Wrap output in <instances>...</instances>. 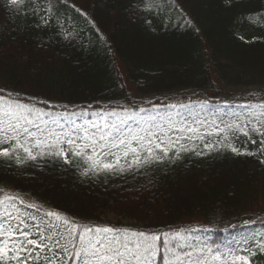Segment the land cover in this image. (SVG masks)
I'll list each match as a JSON object with an SVG mask.
<instances>
[{
	"label": "trees",
	"instance_id": "1",
	"mask_svg": "<svg viewBox=\"0 0 264 264\" xmlns=\"http://www.w3.org/2000/svg\"><path fill=\"white\" fill-rule=\"evenodd\" d=\"M9 94L39 110L38 119L30 114L39 128L28 127L40 140L64 142L68 162L0 157V199L112 228L110 236L160 235L184 252L203 250L208 264L237 255L264 264V136L228 133L225 143L252 155L221 144L229 125L264 128V101L245 104L264 100V0H25L19 9L0 0V96ZM174 99L208 106L189 111ZM225 103L238 108L225 112ZM74 118L84 124L81 133L70 124ZM92 139L113 153L103 162L122 157L126 170L92 171L66 143L75 148ZM156 145L168 149L167 157ZM129 146L137 152L125 157ZM148 148L163 159L129 169ZM10 201L4 207L18 223L23 216ZM50 222L65 231L62 221ZM250 229L254 243L243 249ZM160 243L152 264H164Z\"/></svg>",
	"mask_w": 264,
	"mask_h": 264
},
{
	"label": "snow or ice",
	"instance_id": "2",
	"mask_svg": "<svg viewBox=\"0 0 264 264\" xmlns=\"http://www.w3.org/2000/svg\"><path fill=\"white\" fill-rule=\"evenodd\" d=\"M25 0H9L10 6L19 9L23 6ZM264 109V105L259 106ZM30 114L39 118V110L30 107L18 101L11 100V94L6 99L0 96V144H8V148L0 149V157L15 159L20 164L25 160H36L37 156H63L67 163L66 150L60 147L62 142L58 137L49 142L40 140L36 133L32 132L28 125H34L39 128L35 120L30 118ZM114 114V113H113ZM264 123V122H261ZM42 131V130H41ZM225 133L221 144L238 155L253 153H244L230 142L228 133L238 136L243 134L249 136L251 133H259L264 136V128L253 125L250 129L240 127L239 125H229L227 130L221 129ZM88 140V137H85ZM104 140V137H100ZM73 156L84 157L85 162L89 163L92 171H117L124 172L126 169L121 165L122 157H117L114 162H103L102 157L105 155H113V153L105 152L106 145L97 144L95 139L89 143L76 145L73 148L72 140L66 141ZM264 143V141H262ZM124 144H114V147H120ZM212 148L211 144L206 145ZM91 148V155L85 156V149ZM156 148L163 152V156L167 157L168 149ZM33 149H40L39 152H33ZM44 149H48L47 152ZM148 156L143 160L136 154L134 159L128 165V168L135 166L141 167L150 164L153 161L161 160L163 157L157 156L151 148L145 149ZM136 153L137 150L130 146L124 152L126 157L128 153ZM188 151V149H182ZM264 151V150H262ZM20 152L25 155L21 157ZM198 155L200 153H197ZM179 153H177V157ZM87 174V173H84ZM15 197L5 196L0 199V264H68L69 260H73L74 264H152L153 258L158 254V245L165 249L164 264H208L207 256L203 254V250L199 256L192 252H184L182 246L175 243L170 244L168 239L156 234H146L145 232H125L122 235H111L114 233L112 228H90L87 226L77 225L75 222L69 221L65 217L55 212H48V217H54L56 221H62L65 231H59V226L47 223V228L51 229L45 234L46 229L40 224H32L36 229L33 233L28 230L29 225L24 220H18L13 224L9 218L14 217L13 212H9L5 207L6 201L14 200ZM21 203L23 201L21 200ZM32 207V205H27ZM167 237L168 234H163ZM181 233H176L173 239L179 238ZM264 247V246H261ZM173 249H176L175 251ZM211 249L208 252L211 253ZM213 260L221 261L222 255H213ZM249 264L248 258L244 256H233L231 261L222 260V264Z\"/></svg>",
	"mask_w": 264,
	"mask_h": 264
},
{
	"label": "rangeland",
	"instance_id": "3",
	"mask_svg": "<svg viewBox=\"0 0 264 264\" xmlns=\"http://www.w3.org/2000/svg\"><path fill=\"white\" fill-rule=\"evenodd\" d=\"M257 98H254V99H251V103H245L246 106H248L249 104H257V105H260L262 101L264 100H255ZM174 102L177 103H183L181 104L182 107H185L187 110H194V111H199L200 109H203L204 107L208 106V103L206 102H203V101H198L197 99H187V100H184V101H178V99H174ZM238 108L237 106H233L232 104L230 103H225V104H222L221 105V109L225 112H233L234 109ZM106 110H111L113 111L111 108H108ZM111 111H105L104 114L106 115H111L112 112ZM70 124L73 126V130L78 132V133H81V131L83 130V127H84V124L82 121H80V118H74ZM87 128L89 127V129H92L93 128V124L92 123H88L85 125ZM28 201V200H27ZM10 203H13L14 205V209L16 210V214L19 215V216H23V220L26 221L28 224L31 225V229H32V232H36V229L34 227H32V224L35 223V224H40L41 226H43L44 223H48L50 222L51 220H55L54 217H48L47 215L45 214H41L37 211H33L31 208L29 207H26V206H23L21 207V204H17L16 200H11ZM19 206L22 208H19ZM11 220V222L13 224H16L17 223V217H13V218H9ZM106 220L112 222V223H117V221L119 220H123L122 217H119V216H116V215H109L105 218ZM124 223H127L126 220H123ZM253 232V230H248L245 232L244 235V239H247L246 241H244L242 244H244L243 246V249H248V247H250V245L252 243H254V241L252 240V238L250 237V233ZM236 236L237 234H234V237H233V240H232V243L235 242L236 240ZM250 237V239H249ZM234 241V242H233ZM239 245V244H238Z\"/></svg>",
	"mask_w": 264,
	"mask_h": 264
}]
</instances>
